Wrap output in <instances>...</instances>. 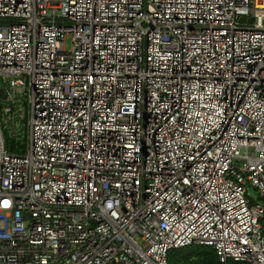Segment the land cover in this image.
Masks as SVG:
<instances>
[{
  "label": "built area",
  "instance_id": "obj_1",
  "mask_svg": "<svg viewBox=\"0 0 264 264\" xmlns=\"http://www.w3.org/2000/svg\"><path fill=\"white\" fill-rule=\"evenodd\" d=\"M2 87L0 264H264V0H0Z\"/></svg>",
  "mask_w": 264,
  "mask_h": 264
},
{
  "label": "trees",
  "instance_id": "obj_2",
  "mask_svg": "<svg viewBox=\"0 0 264 264\" xmlns=\"http://www.w3.org/2000/svg\"><path fill=\"white\" fill-rule=\"evenodd\" d=\"M7 94L9 92L6 88H0V123L4 137V145L9 153L22 155L25 153L26 148L27 126L24 113L26 102L22 95L15 96L13 98L15 102L12 105L11 112L3 114V100L6 99ZM19 119L21 120V124L17 127L16 124L19 122ZM166 261L167 264H247L232 260L221 263L213 248L199 245L171 249L167 253Z\"/></svg>",
  "mask_w": 264,
  "mask_h": 264
},
{
  "label": "rangeland",
  "instance_id": "obj_3",
  "mask_svg": "<svg viewBox=\"0 0 264 264\" xmlns=\"http://www.w3.org/2000/svg\"><path fill=\"white\" fill-rule=\"evenodd\" d=\"M65 47H66L67 50L70 48V40L69 39L66 40ZM20 124H21V120L19 119V122H17L16 126L19 127ZM249 191L256 197V195H255V193L253 192L252 189H250Z\"/></svg>",
  "mask_w": 264,
  "mask_h": 264
},
{
  "label": "water",
  "instance_id": "obj_4",
  "mask_svg": "<svg viewBox=\"0 0 264 264\" xmlns=\"http://www.w3.org/2000/svg\"><path fill=\"white\" fill-rule=\"evenodd\" d=\"M244 18H242L241 20L243 21ZM248 21H250V19H248ZM28 216V215H27Z\"/></svg>",
  "mask_w": 264,
  "mask_h": 264
}]
</instances>
